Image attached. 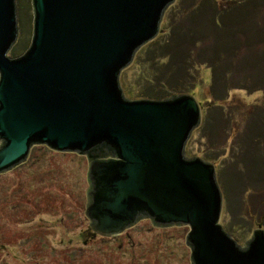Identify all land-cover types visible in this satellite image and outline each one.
Wrapping results in <instances>:
<instances>
[{
  "label": "water",
  "instance_id": "95a60500",
  "mask_svg": "<svg viewBox=\"0 0 264 264\" xmlns=\"http://www.w3.org/2000/svg\"><path fill=\"white\" fill-rule=\"evenodd\" d=\"M175 0H31L29 44L9 56L21 0H0V172L33 143L86 154L84 214L100 235L149 218L188 225L189 264H264V229L244 246L221 223L213 162L186 156L203 117L194 95L127 97L121 69Z\"/></svg>",
  "mask_w": 264,
  "mask_h": 264
},
{
  "label": "rangeland",
  "instance_id": "374dc122",
  "mask_svg": "<svg viewBox=\"0 0 264 264\" xmlns=\"http://www.w3.org/2000/svg\"><path fill=\"white\" fill-rule=\"evenodd\" d=\"M17 29L9 56L20 54L30 41L31 0H21ZM255 38L262 44L257 45L254 54L264 47V27L259 29ZM258 55L261 66L254 71L256 80L250 84V91L242 87L228 91L230 96L226 103L233 111L239 128L252 107L264 106V49ZM199 73L201 80L195 88V98L203 106V98L208 96L211 72L208 66H200ZM235 73L231 75L235 77ZM121 74L127 97H144L137 89H127L136 76L135 67L125 66ZM195 129L187 141L188 157H202L197 152L198 142H192ZM226 160L230 163L220 172V177L215 164L222 192L221 223L244 246L253 229L258 227L250 224L251 219L260 222L264 229V187L252 188L245 195L251 185L248 179L255 180L259 176L258 172L251 171L260 167L262 161L259 165L253 159H246L243 163L240 158L231 156ZM88 163L86 154L56 151L45 144L33 143L21 164L0 172V264L190 263V249L184 243V235L189 228L186 224L154 226L145 217L115 235L95 233L84 214L89 186Z\"/></svg>",
  "mask_w": 264,
  "mask_h": 264
},
{
  "label": "trees",
  "instance_id": "16d2710c",
  "mask_svg": "<svg viewBox=\"0 0 264 264\" xmlns=\"http://www.w3.org/2000/svg\"><path fill=\"white\" fill-rule=\"evenodd\" d=\"M263 27L264 0H175L165 11L158 34L137 50L132 62L136 76L127 87L146 98L181 92L196 96L199 68L208 66V96L203 98V117L192 142H198L202 157L218 165L219 177L230 163L226 157H238L243 163L253 159L258 165L262 161L252 169L259 176L248 179L251 185L245 195L264 187V106L252 107L239 128L226 102L230 89L250 91L256 80L254 71L261 66L258 53L264 47L254 54L262 44L255 36ZM250 224L262 226L252 219Z\"/></svg>",
  "mask_w": 264,
  "mask_h": 264
}]
</instances>
